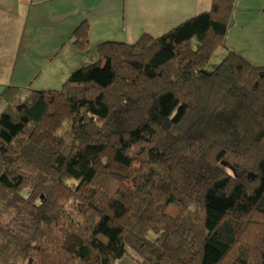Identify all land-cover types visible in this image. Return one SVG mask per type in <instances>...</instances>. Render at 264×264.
Masks as SVG:
<instances>
[{
  "label": "trees",
  "instance_id": "obj_1",
  "mask_svg": "<svg viewBox=\"0 0 264 264\" xmlns=\"http://www.w3.org/2000/svg\"><path fill=\"white\" fill-rule=\"evenodd\" d=\"M237 3L3 87L0 264H264V65L227 45Z\"/></svg>",
  "mask_w": 264,
  "mask_h": 264
},
{
  "label": "crops",
  "instance_id": "obj_2",
  "mask_svg": "<svg viewBox=\"0 0 264 264\" xmlns=\"http://www.w3.org/2000/svg\"><path fill=\"white\" fill-rule=\"evenodd\" d=\"M262 2L238 0L240 7L227 34L230 49L247 51L260 63H264V19L257 13L254 23L246 20L254 5L262 14ZM210 6L211 0H0V88L31 87L39 80L45 84L40 89L60 88L82 65L84 56L93 57L95 32L112 37L121 25L123 35L130 30L136 39L144 33L168 31ZM84 22L90 25L87 51L79 50L73 41L75 30ZM4 65H9L8 69ZM117 264L137 263L125 256Z\"/></svg>",
  "mask_w": 264,
  "mask_h": 264
},
{
  "label": "rangeland",
  "instance_id": "obj_3",
  "mask_svg": "<svg viewBox=\"0 0 264 264\" xmlns=\"http://www.w3.org/2000/svg\"><path fill=\"white\" fill-rule=\"evenodd\" d=\"M262 4H264V0H263V2L261 3V5ZM260 6V5H259ZM264 6V5H263ZM237 7L239 8L240 7V4H238L237 3ZM251 11L248 13V19L246 20L247 22H255V18H256V14L258 13L259 15H260V17H261V19H264V16H263V13L261 14L260 12H258L257 10H256V5H254V7H253V11H252V9H250ZM236 11V10H235ZM201 12V11H200ZM199 13V12H198ZM197 14V13H196ZM195 15V14H194ZM193 16V15H192ZM262 16H263V18H262ZM236 17V16H235ZM142 19H144V17L142 18ZM233 21V23H234V19L232 20ZM233 25V24H232ZM231 25V26H232ZM249 25H251V24H249ZM129 26V28L131 27V24L130 25H128ZM121 25H117V31L115 32V35L114 36H112V37H109L110 35H104L103 37H102V35L103 34H100V33H98V32H95L94 34H93V36H92V39H91V46H92V48H91V52H92V55H93V57H86V56H84V58H83V62L81 63L82 65H80L81 67L82 66H86V65H88V64H90V63H94V62H97V61H99V59H100V57H99V53H98V50H97V46L100 44V42H105V41H110V40H116V41H121V42H135V41H137L138 39H139V37L141 36H139L138 38H136V39H132V35L134 34L133 32H131L130 30L128 31V34L130 35V37L128 36V34L127 35H123L124 33H121ZM175 27V26H174ZM248 29H249V26H248ZM169 30V29H168ZM165 32H167V30L166 31H163V32H161V33H154L153 34V36H160V35H162V34H164ZM152 35V34H151ZM102 40V41H101ZM134 40V41H133ZM242 40H244V39H242ZM240 44H242V42L240 41ZM257 44H259V43H256L255 45H257ZM228 45V44H227ZM243 45V44H242ZM241 46V45H240ZM239 51H237V52H239V53H241L245 58H247L249 61H251L253 64H255V65H258V66H260V65H264V63H260V62H255V61H253L251 58H250V56H251V53H247V51H243V50H241V49H238ZM236 51V50H235ZM226 53H227V51L225 50V47H220L218 50H217V52L213 55V57L211 58V60H210V62L207 64V66L204 68L205 70H207V71H211V70H213L214 68H215V66L217 65V64H219L220 62H221V60L223 59V57L226 55ZM86 55V54H85ZM7 59V64H8V62H9V58H6ZM73 60H70V62H72ZM5 66V70L6 69H8V66L9 65H4ZM79 66V67H80ZM79 67H76V68H79ZM75 68V69H76ZM74 69V70H75ZM40 81L41 80H39L38 82H36V83H34L32 86H31V88H34V89H40V88H42L41 86H43V85H45V84H40ZM59 88V87H58ZM2 90H3V88L1 87L0 88V93L2 92ZM6 107V103L4 102V101H2V100H0V114H1V112L4 110V108ZM170 212L171 213H174L175 212V209H170Z\"/></svg>",
  "mask_w": 264,
  "mask_h": 264
},
{
  "label": "water",
  "instance_id": "obj_4",
  "mask_svg": "<svg viewBox=\"0 0 264 264\" xmlns=\"http://www.w3.org/2000/svg\"><path fill=\"white\" fill-rule=\"evenodd\" d=\"M233 24V21H231V25Z\"/></svg>",
  "mask_w": 264,
  "mask_h": 264
}]
</instances>
